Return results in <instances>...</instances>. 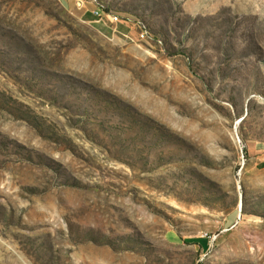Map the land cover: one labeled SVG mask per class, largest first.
Instances as JSON below:
<instances>
[{
	"label": "rangeland",
	"instance_id": "1",
	"mask_svg": "<svg viewBox=\"0 0 264 264\" xmlns=\"http://www.w3.org/2000/svg\"><path fill=\"white\" fill-rule=\"evenodd\" d=\"M0 264H264V0H0Z\"/></svg>",
	"mask_w": 264,
	"mask_h": 264
},
{
	"label": "trees",
	"instance_id": "2",
	"mask_svg": "<svg viewBox=\"0 0 264 264\" xmlns=\"http://www.w3.org/2000/svg\"><path fill=\"white\" fill-rule=\"evenodd\" d=\"M99 8H100L101 10H103L102 7L99 6ZM103 12H104V10H103ZM135 38H136L137 40H139V37H138V36H135ZM247 148H248V150L246 151V154H247L248 156H250V151H249L250 147L248 146ZM237 214H238V213H237V211H236V212L232 213L231 215H229L228 220H227V223L229 224V226L232 225V224L235 222L236 217H237ZM227 235H228V233H223V234L218 235V237H217L216 240H215V244L220 243L223 239L226 238ZM199 245H200V247H201L203 250L206 249L207 246H208L207 240L205 239V240L200 241V242H199Z\"/></svg>",
	"mask_w": 264,
	"mask_h": 264
},
{
	"label": "built area",
	"instance_id": "3",
	"mask_svg": "<svg viewBox=\"0 0 264 264\" xmlns=\"http://www.w3.org/2000/svg\"><path fill=\"white\" fill-rule=\"evenodd\" d=\"M96 14L99 16L100 19H104L107 18L109 20V22L111 23H119L120 22V17L116 14H112V13H100L99 11H96ZM139 36L141 38H144L145 35H147V33H145V30H143L142 28L140 29V31L138 32Z\"/></svg>",
	"mask_w": 264,
	"mask_h": 264
},
{
	"label": "crops",
	"instance_id": "4",
	"mask_svg": "<svg viewBox=\"0 0 264 264\" xmlns=\"http://www.w3.org/2000/svg\"><path fill=\"white\" fill-rule=\"evenodd\" d=\"M76 3L77 0H64V8L71 9V7H73Z\"/></svg>",
	"mask_w": 264,
	"mask_h": 264
}]
</instances>
